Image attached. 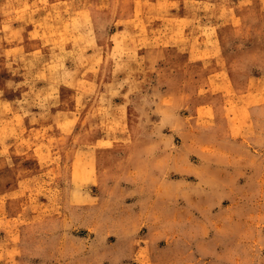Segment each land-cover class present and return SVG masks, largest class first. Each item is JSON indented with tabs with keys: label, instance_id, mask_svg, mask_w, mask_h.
<instances>
[{
	"label": "rangeland",
	"instance_id": "1",
	"mask_svg": "<svg viewBox=\"0 0 264 264\" xmlns=\"http://www.w3.org/2000/svg\"><path fill=\"white\" fill-rule=\"evenodd\" d=\"M0 264H264V0H0Z\"/></svg>",
	"mask_w": 264,
	"mask_h": 264
}]
</instances>
